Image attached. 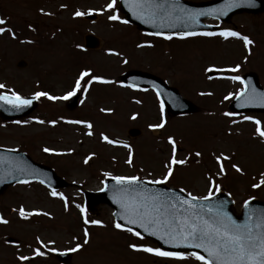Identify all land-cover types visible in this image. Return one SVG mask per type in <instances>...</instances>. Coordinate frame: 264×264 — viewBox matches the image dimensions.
I'll return each instance as SVG.
<instances>
[{"label":"rangeland","instance_id":"374dc122","mask_svg":"<svg viewBox=\"0 0 264 264\" xmlns=\"http://www.w3.org/2000/svg\"><path fill=\"white\" fill-rule=\"evenodd\" d=\"M108 2L0 0V18L6 20L2 27L9 30L0 34V84L5 85V90L13 87L21 92L20 96H32L41 91L35 85L38 81L41 89L46 90L41 92L63 96L72 90L77 73L82 71L113 81L109 85L93 82L87 93L78 90L77 106L73 109L66 108V101H48L41 97L37 110L29 118L13 124L0 122L1 148L25 151L32 160L50 166L57 175L74 184L56 191L65 197L64 201L50 197L49 191L36 183L8 187L0 195V217L9 221L7 225H0V264H21L18 256L34 257L23 264H59L53 252L70 250L77 243L82 248L72 252L69 264H198L191 259L163 261L133 253L127 248L129 243L154 246L113 229L111 211L107 207L99 208V217L85 214L90 221H101L105 225L103 228L85 226L76 207H83V190L94 191L101 187L104 173L145 180L161 179L165 171L163 165L172 154V146L167 143L169 137L176 145L175 158H187V163L176 166L174 176L166 186L183 188L187 193L202 197L208 194L207 178L212 177L222 191L230 194L236 211L246 199L264 200V186L252 188L264 172V142L256 135V125L243 120L247 115L259 121L264 130V112L233 114L228 110L242 86L224 78L254 74L264 88V12L235 14L229 24L214 19L203 20L204 24L219 26L220 30L230 29L248 36L254 43L250 52H246L242 41L236 39L192 37L165 41L145 35L133 26L109 21V14L114 12L120 19L122 14L118 1L113 10L104 11ZM76 11H91L95 19H84L86 15L74 18ZM45 12L49 15H44ZM98 12L102 14L97 15ZM86 35L96 37V49L83 47ZM149 43L152 47H137V44ZM110 51L118 55H109ZM19 61H24L25 67H17ZM237 65L239 71L236 73L215 71L213 77H207L210 74L206 71L208 68ZM131 70L166 81L193 104L196 114L173 119L164 112V128L150 130V125L159 123L160 103L152 91L123 88L125 86L117 79L121 73ZM225 96L230 99L225 100ZM245 108L263 109L254 105ZM101 109L111 111L102 112ZM224 112L231 115L225 117ZM133 115L135 119H131ZM36 120L44 123L37 124ZM65 120L90 123L92 135H85L89 129L82 124H66ZM51 121H55V125H51ZM130 131H138L139 135L131 137ZM102 134L111 140L128 143L133 152L132 166L125 163L128 150L102 142ZM45 147L63 155L44 153ZM197 152L199 157L195 155ZM219 155L230 157L222 161L226 170L222 177L217 175L215 163V157ZM89 156L91 159L85 164L84 159ZM232 164L239 166L243 174L236 173ZM65 202L68 211L64 209ZM21 207L26 212L48 213L51 218L41 215L21 220L18 216ZM84 231L89 232L88 244H83ZM9 238L17 243H7ZM37 238L49 249H41L44 255L39 257L32 251L39 248Z\"/></svg>","mask_w":264,"mask_h":264},{"label":"snow or ice","instance_id":"6c2138e0","mask_svg":"<svg viewBox=\"0 0 264 264\" xmlns=\"http://www.w3.org/2000/svg\"><path fill=\"white\" fill-rule=\"evenodd\" d=\"M124 6L132 13L133 17L139 20L141 23L148 24L153 28H177L182 27L185 30L173 35L164 34L160 31L145 33L148 36H156L165 41L172 40L173 38L184 40L192 37H205L213 38L219 37L225 41L229 39H236L242 41L244 50L250 52V47L253 45L248 36L241 35L240 33L226 29L219 31H198L200 27L199 20L201 17H223L229 11L240 7H255V0H224V4L219 8H209L206 10H191L183 7L179 0H122ZM117 5V0H109L104 11L113 10ZM63 7V6H62ZM44 15H49L45 12ZM92 12L84 13L76 11L73 15L74 18L82 17L84 15H91ZM101 15L102 12L96 13ZM107 19L109 21H118L120 24H126L127 21L120 19L113 13L109 14ZM6 24V20L0 18V34H3L7 30L2 27ZM15 39V36H12ZM24 41H22L23 43ZM31 43V41H28ZM152 47V44H137L138 48ZM112 56H117L118 53L110 51L108 53ZM207 72L220 71L227 73H236L239 71V66L223 69H206ZM87 78V79H85ZM233 82H239L242 88L235 93L237 99V107H245L248 105H256L264 107V93L257 92L255 88L251 87V81L247 86L238 75H231L224 77ZM93 82L109 85L113 81L97 77L92 75L88 71H82L75 80V84L72 90L67 92L63 96H52L46 92L37 91L34 92L31 99H26L18 95L12 89H7L9 95L0 92V104L8 105L10 108L17 111L29 107L33 101L39 100L44 97L48 101H66L70 97L76 95L77 91L87 93L89 91V85ZM132 88V85H127ZM5 85L0 84V89H4ZM143 90V89H140ZM156 92L157 100H160V91L155 88L152 89ZM200 95H211V93H200ZM231 95V94H230ZM169 101L173 106L179 107L177 98L169 96ZM225 100L230 99V96H225ZM140 101H136L139 103ZM160 120L155 125H150V130L162 129L165 126L164 119V104H159ZM102 112H109V110L101 109ZM225 117H229L231 114L224 112ZM135 115L131 119H135ZM244 121H251L256 125V135L264 142V130L261 129L259 121L252 120L251 117L245 115ZM16 123H20L16 121ZM35 123L43 124L44 121L36 120ZM51 125H55V121L49 122ZM66 124H82L84 128L89 129L85 135L91 136L90 129L92 125L76 120H65ZM236 123V121H233ZM101 141L109 144L116 145V142L104 136L100 137ZM168 145L172 146V154L169 157L167 163L163 165L165 171L161 179L144 180L141 181L137 176L122 177L112 176L108 177L107 173L103 175L112 180L113 184L109 188L110 199L119 209L118 220L123 221V224L119 222H113L112 228L117 232L128 233L132 237H136L139 240H143L146 234L149 237H155L156 240L161 241L165 245H169L173 248H186L192 249L187 253H180L174 251H164L159 247H151L145 245H138L136 243H129L127 248L133 253H143L153 257L162 258L166 260L185 261L194 260L198 264H264V210L255 209L249 207V200L243 202L244 220L243 222H237L225 211V201L216 197V193L222 191L221 186L215 183L212 177L207 178L208 189L207 195L198 197L190 193L185 192V189L181 188L179 191L168 190L160 191L155 187H147V185H163L170 181L174 176L176 166H184L187 163V158L176 159V145L172 137L167 140ZM123 147H128L123 145ZM8 152H16V149H7ZM44 153L53 155H63V153L53 152L49 148H43ZM197 157L200 153L195 154ZM91 157H85L84 163L88 164ZM230 157L226 155H219L215 157V163L218 166V176L222 177L226 175V170L222 164V161L229 160ZM129 166L133 163V152L128 147V159L125 161ZM232 168L236 173L243 174L242 169L236 164H232ZM0 169H4L3 174L0 175V183L5 182V177L14 180L17 184L27 185L31 181L26 177L36 176L37 171L23 161L15 157L0 156ZM151 175V173H149ZM261 179L259 182L252 185L253 189L261 188L264 186V172L260 173ZM44 187H49V184L45 180L39 181ZM103 183V181H101ZM104 189H101L103 191ZM48 195L53 198H58L61 201L65 200L63 195H60L56 191L50 190ZM227 195V194H225ZM214 197H216L214 199ZM79 210L81 220L85 226L93 225L97 227H105V225L99 220H88L85 218V209L80 205H76ZM65 211H68V204H64ZM12 211L16 212V209ZM47 216L51 218L48 213L40 211H25L21 207L18 211V216L21 220H28L32 216ZM8 220L0 217V225H7ZM126 225H133L140 231H135L133 227ZM39 248H33L34 256H43L45 251L49 250L48 246L44 244L39 238L36 240ZM51 243V242H49ZM89 243V232L84 231L83 244ZM82 248V245L77 243L70 249L71 252H77ZM198 250V251H197ZM54 251V250H53ZM62 254V253H61ZM17 260L24 261L30 260L28 256H18Z\"/></svg>","mask_w":264,"mask_h":264},{"label":"water","instance_id":"95a60500","mask_svg":"<svg viewBox=\"0 0 264 264\" xmlns=\"http://www.w3.org/2000/svg\"><path fill=\"white\" fill-rule=\"evenodd\" d=\"M179 2L183 7L187 8V9H191V10H206L209 8H219L224 4V0H218L217 2L203 4V5H199V6L187 4L186 2H183L182 0H179ZM255 5H256L255 7H252L254 9H245V8H249V7H240V8L232 9L225 16L217 17V18H219L221 20H227L234 13H237V12L240 13L244 10H252V12H261L264 10V0H255ZM120 11L124 14V20H126L130 24L136 25L139 29H142L144 31H148V32L160 31L163 33V32H181V31L185 30L182 27H177L174 29L173 28H165V27L153 28V27H150L148 24L141 23L139 20H137L133 17L132 13H130L128 11V9L124 6L122 0H120ZM202 18H204V17H201L200 19H202ZM199 24H200V27L197 30H202V29L207 28L206 26H203L201 23H199ZM86 42H87L86 46L88 48H95L97 45V42H96V40H94L93 37H87ZM20 64H21V66H23V63H20ZM121 81L127 85H132V86H136V87L142 86V87L153 88L155 86V88L160 91V96L162 98V101L166 104L168 112L172 115L190 114V113L195 111L194 106L191 103H189L185 100H182L179 97L176 90H173L171 88L166 87L159 79H157L153 76H150L148 74H143L141 72L133 71V72H129V73L124 74L121 77ZM249 81H251V87L255 88L257 92L264 93V91H262L259 88L258 80H257L255 75L249 74L245 77V86H247ZM142 83H144V85H142ZM169 96L177 98V102L180 106L179 107L173 106V104L168 99ZM237 103H238V101L236 99L232 104L231 108L234 111H239V107H237ZM34 107H35L34 104H33V106L30 105L29 107L22 109L20 112H12V110H8L4 107H0V115L2 117L8 116V117H4V118L22 116V115H26L30 111H32L34 109ZM250 110H257V109H250ZM260 110L264 111V109H260ZM0 156L15 157V158L23 161L29 167L35 169L37 171V175L26 177L29 180H39V181L45 180V182L49 184L48 188L53 189V190H55L59 187L65 186V184L60 179H58L53 174V172L51 170H49L46 167L32 163L30 160H28L25 156H22L21 154L4 152V151L0 150ZM3 171H4V169H0V175L3 174ZM12 183H15V181L10 179V178L5 177V182L0 183V194L3 193L6 189V187L8 185H11ZM112 184L113 183L107 185L104 192L86 193L85 194V207L90 213H94L95 207L98 204H100V203L107 204L109 207H111L114 210L113 215H114L115 221L123 224V221L117 219L119 212H120V209L115 204H113L111 199H110L109 188H111ZM147 187H155L160 191L173 190V189H168L162 185H155V186L147 185ZM175 191L178 192L179 190H175ZM216 197H218L219 199L224 200L226 202L224 211L228 215H230L238 223L243 222V220H244V209L243 208H242L241 214L237 215L233 212L232 201L229 199L228 195H225L224 193L220 192V193H216ZM216 197H214V199ZM249 202H250L249 203L250 208L264 210V202H259L257 200H249ZM126 226L133 227V229L135 231H140L139 229H136L133 225H126ZM144 235H145V238L151 239L162 250L174 251V252L192 251V249H186V248H182V247L181 248H173V247H170L169 245L163 244L161 241L156 240L155 237H149L146 234H144ZM8 241L13 242L11 239H8ZM58 256H65V255L62 254V255H58ZM66 259H64V260H66Z\"/></svg>","mask_w":264,"mask_h":264}]
</instances>
